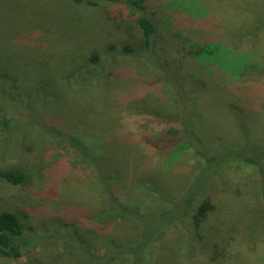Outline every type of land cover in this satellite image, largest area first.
Masks as SVG:
<instances>
[{
	"label": "rangeland",
	"instance_id": "1",
	"mask_svg": "<svg viewBox=\"0 0 264 264\" xmlns=\"http://www.w3.org/2000/svg\"><path fill=\"white\" fill-rule=\"evenodd\" d=\"M143 5L0 0V212H14L24 229L21 256L0 254V264H76L77 258H57L76 257L81 249L70 235L72 223L79 224L92 253H114L115 246L136 240L146 217L169 206L145 188L147 181L158 197L172 201L202 170L195 178L205 187L193 208L207 194L215 201L202 233L218 229L232 264L264 263V223H257L264 220V176L225 163L239 159L235 149L264 147V78L245 71L264 65V0ZM141 15L156 27L150 49L137 23ZM180 34L223 48L196 57ZM172 85L190 92L189 131L206 145L202 153L214 158L208 170L204 157L190 151L147 144L178 130L188 93ZM95 168L108 178L104 185ZM7 170L34 175L29 184H12L2 175ZM112 199L126 212L113 215ZM62 218L68 221L56 231ZM187 221L169 224L173 240L158 241L151 259L123 255L116 264H193L173 254L184 242Z\"/></svg>",
	"mask_w": 264,
	"mask_h": 264
},
{
	"label": "trees",
	"instance_id": "2",
	"mask_svg": "<svg viewBox=\"0 0 264 264\" xmlns=\"http://www.w3.org/2000/svg\"><path fill=\"white\" fill-rule=\"evenodd\" d=\"M102 0H73L74 3H88L90 5H98ZM106 2H112L113 0H103ZM144 0H127V3L132 8L143 9ZM111 4V3H108ZM139 29L142 33V39L144 41V46L146 49H150L152 47L153 36L156 32V27L153 21L144 15L138 17L137 20ZM181 35V34H180ZM184 39V42L188 46L189 49L195 50L194 54L196 57H202L205 55H214L219 49L223 48L221 43H212L208 41L201 40H188L185 35H181ZM124 51L127 53H132L133 49L125 45L123 47ZM225 49V48H224ZM98 61V56H93V62ZM257 65L262 66L263 64H250L246 68V72L250 75H254L255 77L264 78V65L261 69H258L253 74V71L257 69ZM173 89L184 90V93L188 95L183 98V105L180 104V110L182 109V116L177 124H179L178 130L175 131L173 129L169 130V133H173L172 136L159 139V141L155 142L152 140H147V144L150 145L153 149H173L175 153H178L180 150H184V152L190 151L191 154L195 157H204L203 161L206 164L204 167L206 170L210 168L211 161L214 158L207 157V148L206 145L202 141L195 137L194 132H190L191 126L189 125V121L187 118L188 115L191 114V110L189 108V104L187 103L186 98L190 97V92L187 91L184 85H172ZM180 87V88H179ZM180 92V91H179ZM29 100V99H27ZM166 121L165 123H171L172 120L167 121L166 119H162ZM237 152L236 158H229L227 162L230 168L232 169H242L243 174L245 171L256 172L258 175L264 176V147H254L250 148L247 146H243L242 148L235 149ZM240 150V151H239ZM242 150H246L248 152H242ZM202 151H205L206 154H203ZM219 152V151H218ZM215 152L216 155H220V153ZM94 154V153H93ZM95 156V155H94ZM244 158V161L240 158ZM95 159V160H94ZM89 156V162L98 163L96 159L97 157ZM210 159V160H209ZM96 170V177L100 182V185H104L106 182V175H101V173ZM103 172V170H102ZM204 171L202 170L200 173L193 176L189 185L183 190H177L179 193L172 198V201L169 199L163 200L161 197H158V192L155 190V186L151 181H147L145 188L150 191L158 200L166 202L168 207L166 206L162 212L156 216H152L150 219L146 217L147 221H142L144 225V229L141 231V234L136 238V240L132 241L130 244H125L124 246L118 245L114 247V253L112 251H108V253L104 255H95L92 253L91 245H87V238L82 237L83 235L80 233L79 224H73V231L70 232V235L75 237L78 242H76L77 246H80L81 249L76 250V257H73L69 254L59 253L57 254V258H61L67 260L69 258H77L76 260L72 259L76 264H116V260L119 256L128 255L130 259L134 258L135 261H141L142 258L144 260H149L152 258L153 250L158 241L162 239L173 240L169 235L167 227L170 223H174L175 221L184 222L185 218H188L185 226L187 227L183 232L182 236L184 237V242L180 243L173 254H177L181 258H186L188 262L191 261L193 264H232L230 258H225L224 250H226V246L224 245L226 242L219 239V235L221 233L218 229H210L212 231L202 233V231L207 227L205 225L207 219L212 214V210L214 209L215 201L213 197L209 194L205 196V198L196 205V209L193 208V204L196 203V198L198 191L202 189L205 180L202 183H196V178L199 177ZM3 177L12 184L26 185L32 181L34 173L31 171L28 172H20L18 170H7L2 173ZM259 176V178H261ZM108 179V178H107ZM222 178H218L220 180ZM109 180H114V177H109ZM260 180V179H259ZM194 184V185H193ZM144 187V186H143ZM108 191V190H107ZM180 194V195H179ZM179 195V196H178ZM118 204V203H117ZM114 200L109 202L108 209L115 216H120L123 214L122 210L125 211V208H122L117 205ZM179 211L178 216H173L172 211ZM126 212V211H125ZM145 219V220H146ZM66 219L62 218V222L56 224V231L62 230L64 225L66 224ZM65 222V223H64ZM258 225L263 224L264 220L258 219ZM153 224V226H152ZM60 229H57V228ZM208 230V229H207ZM52 232L55 237H59L58 232ZM97 231V230H96ZM146 233H145V232ZM229 231V229H227ZM223 235V234H222ZM24 236V229L19 217L10 211L0 212V254L3 256H7L9 258H19L23 252V244L19 242V240ZM198 236H204L206 238L205 242H199ZM64 239H68L67 237H63ZM141 255H143L141 257ZM225 258V259H224ZM256 258V257H255ZM202 261H206L205 263H201ZM229 260V262H228ZM176 262V258L174 259ZM259 259H256V262ZM228 262V263H227ZM240 263L239 260H237ZM261 262V261H259ZM235 263V264H238ZM264 264L263 262H261ZM32 264V263H30ZM139 264V263H137Z\"/></svg>",
	"mask_w": 264,
	"mask_h": 264
}]
</instances>
